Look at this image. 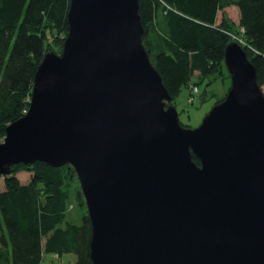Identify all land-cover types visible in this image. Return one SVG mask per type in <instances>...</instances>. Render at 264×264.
Returning <instances> with one entry per match:
<instances>
[{
	"label": "water",
	"instance_id": "95a60500",
	"mask_svg": "<svg viewBox=\"0 0 264 264\" xmlns=\"http://www.w3.org/2000/svg\"><path fill=\"white\" fill-rule=\"evenodd\" d=\"M139 9V0H70L63 51L46 53L28 112L7 126L0 175L39 161L72 165L93 264H264L257 69L231 41L225 100L183 127L143 44Z\"/></svg>",
	"mask_w": 264,
	"mask_h": 264
},
{
	"label": "trees",
	"instance_id": "16d2710c",
	"mask_svg": "<svg viewBox=\"0 0 264 264\" xmlns=\"http://www.w3.org/2000/svg\"><path fill=\"white\" fill-rule=\"evenodd\" d=\"M139 4L143 44L173 98L191 78L208 84L226 67L232 30L226 20L219 23L218 16L229 6L240 11L242 47L263 88L264 0H139ZM69 7L70 0H0V142L7 126L29 109L36 72L49 51V35L69 32ZM193 160L200 165L197 156ZM22 169L32 173L28 183L17 177ZM72 169L39 161L14 165L10 174L0 175V180L5 178V188L0 189V264H42L44 254H74L71 264H93L89 214L80 224L69 218L67 174Z\"/></svg>",
	"mask_w": 264,
	"mask_h": 264
},
{
	"label": "rangeland",
	"instance_id": "374dc122",
	"mask_svg": "<svg viewBox=\"0 0 264 264\" xmlns=\"http://www.w3.org/2000/svg\"><path fill=\"white\" fill-rule=\"evenodd\" d=\"M223 20H226L230 25L232 39L237 40L241 45H245V41L238 31L240 27L239 9L236 6H229L221 10L218 16V22L221 23ZM240 31L244 32L243 28ZM68 34L69 32L66 34L60 31L54 34V36L52 34L49 35L51 40L50 44L48 42V52L53 51L61 54ZM230 88V74L227 67H223L216 77H212V81H208V84L207 82L199 84L197 78H191L189 85L183 87L180 94L173 98V101L168 105L176 107L179 112L180 123L183 127L193 129L202 123L204 117L215 105L219 104L218 102L221 103L225 100ZM262 89L264 91V86ZM3 141L4 139L1 142ZM72 168L74 170H70L67 174V187L70 193L69 218L80 224L83 215L88 213V208L77 172L73 166ZM17 177L22 183H28L31 180L32 173L27 169H22L18 172ZM4 188L5 178H1L0 189L3 190ZM75 260L76 256L74 254H63L62 256L44 254L42 264H71Z\"/></svg>",
	"mask_w": 264,
	"mask_h": 264
}]
</instances>
